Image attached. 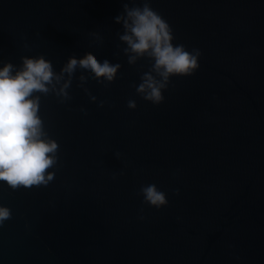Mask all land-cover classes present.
Here are the masks:
<instances>
[{
  "label": "water",
  "instance_id": "95a60500",
  "mask_svg": "<svg viewBox=\"0 0 264 264\" xmlns=\"http://www.w3.org/2000/svg\"><path fill=\"white\" fill-rule=\"evenodd\" d=\"M143 2L0 0V65L43 56L60 73L86 55L121 65L111 82L64 73L66 100L39 94L54 178L0 182L11 211L0 264H264V0H150L174 43L201 52L159 104L136 93L149 64L128 63L114 19ZM148 184L167 205L143 202Z\"/></svg>",
  "mask_w": 264,
  "mask_h": 264
},
{
  "label": "clouds",
  "instance_id": "9594fccd",
  "mask_svg": "<svg viewBox=\"0 0 264 264\" xmlns=\"http://www.w3.org/2000/svg\"><path fill=\"white\" fill-rule=\"evenodd\" d=\"M124 13L114 19L123 24L124 32L119 38L127 45L124 51L129 53L128 63L146 58L149 64L135 91L142 99L159 104L171 77L191 75L199 67L201 52L198 48L189 50L182 43H174L172 27L152 8L150 0L134 7L125 4ZM120 67L119 63H110L107 59L98 61L92 55L70 56L60 73L43 56L21 57L19 66L11 62L0 65V182L16 189L47 185L54 178L52 171L45 170L55 165L58 144L43 128L38 114L39 94L52 91L66 100L69 80L61 83L64 73L71 77L79 68L98 81L103 78L111 82ZM127 107L134 109L135 101L128 100ZM140 193L144 203L157 209L168 203L165 192L155 184L142 186ZM10 215V209L0 205V224Z\"/></svg>",
  "mask_w": 264,
  "mask_h": 264
}]
</instances>
